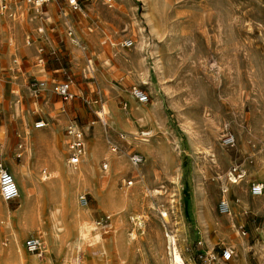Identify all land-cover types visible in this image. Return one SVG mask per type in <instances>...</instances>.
<instances>
[{"label": "rangeland", "instance_id": "obj_1", "mask_svg": "<svg viewBox=\"0 0 264 264\" xmlns=\"http://www.w3.org/2000/svg\"><path fill=\"white\" fill-rule=\"evenodd\" d=\"M78 1L77 10L50 1L31 22L27 11L36 5L0 0L11 7L10 25L0 24V162L22 159L21 127L51 133L59 118L61 162L70 122L84 132V153L91 157L93 145L100 152L84 178L63 181L79 206L81 195L88 206L78 248L74 215L59 205L65 223L46 252V212L42 225H15L21 244L41 239V255L22 246L25 258L171 264L172 238L186 264H264V191L249 192L252 183L264 184V0ZM126 39L132 44L122 47ZM67 79L74 98L63 101L55 89ZM135 87L147 102L131 96ZM102 110L104 124L97 117ZM38 121L46 125L35 128ZM227 135L232 145L224 143ZM134 153L142 157L137 166ZM115 158L123 170L113 168ZM233 166L242 176L237 182ZM21 202L19 195L6 203L15 212ZM223 202L230 215L221 211ZM225 248L233 251L227 261Z\"/></svg>", "mask_w": 264, "mask_h": 264}, {"label": "bare ground", "instance_id": "obj_2", "mask_svg": "<svg viewBox=\"0 0 264 264\" xmlns=\"http://www.w3.org/2000/svg\"><path fill=\"white\" fill-rule=\"evenodd\" d=\"M0 12L1 14H3V16H0V24L5 22L8 25L9 20L7 19L8 16L6 15L9 12V6L7 7L6 5L4 7V5H1ZM72 42H74L76 45H79L77 37L72 39ZM44 125L46 124L44 123ZM21 128H22L20 130L21 136L22 138L26 137V141H27V145L25 146L27 151V156L31 157L35 161V165H34V169H32L31 167L27 168V166H24L22 168V176L20 179H18L16 175L14 176V180L18 187V192L22 202H21V206L17 211L13 212L12 210L7 209L6 216L4 218H0V223L4 226V230H5L4 240H6V243L3 245L1 243L2 238L0 239V264H37L36 260L33 259L31 261H28L25 258L22 250V244L20 241V238L23 236V233L16 232L14 229L15 225L28 224V223L42 225L41 224L42 213L46 212L47 220L49 222L48 223L49 234L43 233V235L46 237L43 244V251L46 252L49 249L48 247L50 243L53 244L58 243L60 238L59 234L61 231V228L58 227V225L59 224L64 225L65 223L64 219L62 218V211L58 208L59 205L60 206L64 205L69 207V209L74 215V222H73L74 225L72 229V236H73L72 247L74 250L78 248L81 241L83 240V237L85 236L83 235L84 225L81 224L83 223L81 221V216H82L81 212L82 210L84 211V209H86L88 206L85 204L79 206L78 202L76 201V196L74 191L68 194V189L66 185H64L65 182L63 181L68 180L74 182L79 180L81 177H83L85 173L89 172V169L91 167V160L94 159L96 154L98 153L100 154L99 148L93 145L90 154L91 157H89V155H86L84 153L81 159L82 164H78V166L76 167H71L66 162H64V169L62 170L63 172L62 174L61 171L59 170L60 169L59 166H57L55 163H54L55 164L54 167H56L57 171H54L52 169L53 164L52 162H50V156H53V154H51L52 152L47 148H43L42 144H44L43 142H45L47 130L42 133L36 134V133H27L25 132L23 127ZM4 152H5V147L2 144L0 147V154L4 156ZM36 157L38 160L39 168L43 167L42 169H47L49 171V175L42 177L38 173L36 174ZM51 160H54V156L53 159ZM112 166L116 170H123L126 167L124 162L118 160L117 158H115L114 160L112 159ZM232 182H237V180L236 181L232 180ZM43 194L45 195V198L48 199L47 201L48 203L47 206L45 205L44 210L42 212L39 211L40 201H41L39 197L42 196ZM1 211L2 210H1V202H0V213ZM221 211L223 213H226L227 215H230L227 202H223L221 206ZM3 214L5 213L3 212ZM161 214L166 215L164 212ZM93 239H95V236L93 237ZM169 239H170L169 242L174 240L172 238ZM93 242L95 241L93 240ZM169 253H170L169 262L171 261V264H186L184 257L182 256L180 251L175 248V243L174 245H170ZM73 261L74 264H79V260L77 258H74Z\"/></svg>", "mask_w": 264, "mask_h": 264}, {"label": "built area", "instance_id": "obj_3", "mask_svg": "<svg viewBox=\"0 0 264 264\" xmlns=\"http://www.w3.org/2000/svg\"><path fill=\"white\" fill-rule=\"evenodd\" d=\"M2 1H6V0H2ZM28 1L41 8L42 5H45L50 1H57V0H28ZM63 1L74 10H77L79 8L78 0H63ZM39 31H41V29H39ZM131 44L132 41L130 39H126L122 41L121 46L129 47L131 46ZM42 85H43L42 82L37 84V86H42ZM55 91L56 94H58L63 101H70L74 98V94L72 93L70 88V80L68 79L59 83ZM33 92L36 93V87L33 88ZM130 93L131 96L134 99H136L138 102L144 103L148 101V95L138 87L131 89ZM103 116H104L103 110L97 113L98 119L100 120L101 123L104 124L105 119ZM34 126L35 128L43 127L44 122L43 121L35 122ZM64 133L65 136L68 138L67 161L70 165L75 166L81 161L84 155V132L77 123L70 122L68 125L65 126ZM224 143L226 145H232L234 143V137L230 135L225 136ZM130 162L132 165L137 166L142 162V157L139 154L134 153L130 156ZM231 174L234 177L233 178L234 181H236L238 178H241L240 173L238 172L235 166L232 167ZM263 191H264V184L259 182H254L249 187V192L253 196L262 195ZM0 196L6 202L13 201L19 197L18 187L14 180V176L2 162H0ZM80 200L86 204L85 195H81ZM170 243L171 245H174V240H172ZM41 244L42 243L40 237L31 236L24 240L23 248L27 253L31 255L40 256L42 253ZM232 254L233 251L225 248L221 252V258L222 260L227 261L232 257ZM208 264H213V263H208Z\"/></svg>", "mask_w": 264, "mask_h": 264}, {"label": "crops", "instance_id": "obj_4", "mask_svg": "<svg viewBox=\"0 0 264 264\" xmlns=\"http://www.w3.org/2000/svg\"><path fill=\"white\" fill-rule=\"evenodd\" d=\"M10 9H11V7H9V10ZM39 11H40V9H39L38 6H35L33 8H30V10L27 11L28 18L30 19V21H33V19L36 18V14H38ZM9 25H10V22H9L8 26ZM10 108H11V110L14 113L18 110V108L17 107L15 108L13 105L11 107H9V109ZM58 120H59L58 121L59 123L56 124V127L53 129V131L51 133H49L48 130L46 129L47 130L46 131L47 132V135H46L45 142H43L44 144H42V145H43V148H47L48 150H50L52 152L51 154H53V156H54V160H51V159H53V156H50V162H52V164H53L52 169L54 171H57L56 167H54V165L56 164L57 166H59V168H60L59 170L63 174L62 170L64 169V162H66L71 167H73V166L70 165L67 161H62L61 162L62 150L59 149V145L63 149L64 142L65 141L59 137V131L61 129V126H62V122L63 121H62L61 118H59ZM23 122H26V116H23ZM22 139H23V144L22 145H24V146H19V148L20 149L21 148H24V149H23V152L22 153L19 152V151L17 153V154H19V156H22L23 155V157H22V159H20L19 163L13 164L12 163V160H10V157L9 156L4 157V159L10 160L7 163L8 170L10 172H13L18 179H20L21 176H22V168L24 166H27V168H30L31 167L32 169H34V165H35V161L31 157L27 156V151H26V148H25V146L27 145L26 137H24ZM37 173L40 176H42V177L49 175V171L47 169H41V168H39L38 160H37V157H36V174ZM39 198L41 199V201H43L45 203V201H44L45 199H43V198H45V195L44 194L42 196H40ZM0 202H1V210H2L1 213H0V218H4L6 216L7 209H9V208L7 207L6 201H4L2 198H0ZM44 207H45V204L44 205H40V210L39 211L44 210ZM3 212L5 214H3ZM4 233H5L4 226L0 223V239L2 238V235L4 236ZM22 246H23V244H22Z\"/></svg>", "mask_w": 264, "mask_h": 264}]
</instances>
